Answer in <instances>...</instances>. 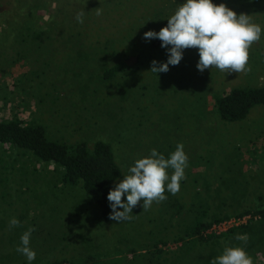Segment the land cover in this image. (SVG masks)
Here are the masks:
<instances>
[{
    "label": "rangeland",
    "instance_id": "1",
    "mask_svg": "<svg viewBox=\"0 0 264 264\" xmlns=\"http://www.w3.org/2000/svg\"><path fill=\"white\" fill-rule=\"evenodd\" d=\"M27 2L0 0L2 11L10 12L0 20L12 25ZM36 2V12L46 17L37 39L17 43L20 36L30 37V31L0 33V48L9 47L8 58L14 59L11 74L0 77V119L15 115L37 121L49 136L67 141L110 142L123 171L117 183L152 149L167 159L182 143L188 165L176 195L165 184L164 194L176 198L181 209L172 214L171 207L164 208L166 199L143 211L141 200L131 220L99 224L96 207L78 185L61 184L52 164L0 143V239L5 242L0 264H29L16 251L29 227L36 229L30 239L36 253L31 263L153 264L146 249L157 237L182 232L191 219V203L205 207L208 217L230 214L211 225L216 233L245 223L250 214L237 213L264 203V105L255 104L244 118L227 121L213 111L212 100L231 86L264 82V0H217L261 26L260 40L249 49L252 71L247 74L215 67L200 72L198 49L183 50L180 63L169 65L166 73L151 72L152 61L165 63L168 53L163 47L149 48L144 33L155 31L185 0ZM99 7L102 14L97 16ZM81 11L83 24L75 18ZM121 59L128 64L125 70L99 79L104 67ZM167 171L171 175L173 170ZM13 217L21 227L9 230ZM257 229L263 233L260 242L248 231L236 230L178 253V242L169 241L162 264H210L226 247H241L253 264H264V220ZM238 234L248 235L246 244L235 239ZM133 252L135 259L129 261ZM92 254L91 260H82Z\"/></svg>",
    "mask_w": 264,
    "mask_h": 264
},
{
    "label": "trees",
    "instance_id": "2",
    "mask_svg": "<svg viewBox=\"0 0 264 264\" xmlns=\"http://www.w3.org/2000/svg\"><path fill=\"white\" fill-rule=\"evenodd\" d=\"M212 2L219 5L217 0H212ZM37 7L39 8L40 6L37 5L36 0H28L27 3L23 4L22 16L18 17V19L12 18V25L5 24L7 21L4 23V20H0V33L6 34V32L30 31V37L24 35L20 37L17 36V43L26 42L28 38L32 40L36 37L37 39L39 33L36 31L40 32V30L44 28V26L40 28L42 20L46 22V17L36 12ZM48 8L50 7L48 6ZM8 11V8L4 7V11L0 8V18L10 14ZM8 20H10V18H8ZM166 26L167 20L159 25L155 31L159 32L161 28ZM161 43L159 39H151L148 43V47L161 48ZM8 48L4 49V51L0 48V72H2L0 77H2L4 73L11 74V71L8 72V68L14 62V59L11 61L10 58H8V53L6 51ZM28 48L30 47L28 46ZM16 54L19 55L20 53L17 52ZM127 67L128 64L122 59L113 62L102 69L101 73L98 75L99 79H110ZM212 102L214 106L213 111L215 110L220 119L227 121L242 119L253 105H264V82L255 86H231L226 90L214 94ZM0 143L9 144L12 147L22 149L34 156L40 163L52 164L53 167L58 169V179L61 184L71 186L78 185L89 201L93 202L98 211V223L102 224L109 221L111 208L107 200V195L109 190L114 188L117 181L123 175L121 163L116 159L117 157L114 154L117 148L113 150L110 142L104 141L103 139H94L91 142H86L78 139L67 141L54 138L47 134L44 125L40 122H27L19 116L12 115L6 119H0ZM260 197H262V195L258 196V198ZM259 205V207L244 209L237 213L250 214V217L245 223L231 226L223 232L216 233L210 229L211 225L227 218L230 214L225 212L213 214L208 217L205 207H198L195 206L194 203H191L188 208L191 213V219L184 226L182 232H178L175 236H171L170 238H165L163 236L155 238L151 245L152 248L146 249V253H149L147 261H152L153 264H162L166 259L168 251H170L166 246L169 241L178 242V245L175 246L178 253L183 250L190 251L192 248L203 247L215 241L217 238L229 233L231 234L236 230L248 231L250 235L252 234V237L258 239V242H260V235L263 233L261 231L258 232L259 229L257 228L264 220V203ZM180 206L181 204L176 198L171 200L167 198L166 204H164L166 210L167 208H172V214V210H179L181 209ZM163 224L165 226V223ZM3 232L4 231H1V234ZM256 236H258V238H256ZM158 243L160 245H158ZM4 244L5 242L0 239V247H4ZM126 248L128 249L127 246ZM89 256L84 257L82 260H91L93 254ZM133 259H135L134 252L129 261ZM60 260L61 259H55L42 264H59L61 262ZM4 263L6 264V262ZM66 264H72V262L69 260Z\"/></svg>",
    "mask_w": 264,
    "mask_h": 264
},
{
    "label": "clouds",
    "instance_id": "3",
    "mask_svg": "<svg viewBox=\"0 0 264 264\" xmlns=\"http://www.w3.org/2000/svg\"><path fill=\"white\" fill-rule=\"evenodd\" d=\"M102 9L96 8V15ZM78 23L84 22V11L76 14ZM261 26L251 22L249 15L237 13L225 4L216 5L212 0H185L170 18L167 26L159 32L148 31L144 39H159L161 47L167 49L168 58L158 65L153 60L151 72L166 73L169 65L176 66L183 57V50L198 49L199 61L196 65L200 72L213 67L225 73H249V49L261 38ZM171 46V47H168ZM188 156L184 145L178 143L169 158L156 149L150 156L140 158L128 169L124 178L109 190L107 200L111 208L109 219L122 222L132 219V210L142 200L143 211H147L152 203L167 199V191L176 195L180 190V181L186 179L185 168ZM168 169L173 170L169 175ZM167 182V183H166ZM126 195V202L122 197ZM118 209H123L119 211ZM9 230L21 227V222L13 217L9 220ZM36 229L29 227L20 237L16 251L25 256L31 264L36 253L30 247V239ZM235 239L247 243V234L237 235ZM210 264H253L252 258L241 247H226L222 255L215 257Z\"/></svg>",
    "mask_w": 264,
    "mask_h": 264
}]
</instances>
